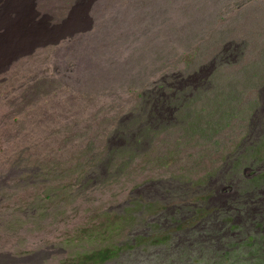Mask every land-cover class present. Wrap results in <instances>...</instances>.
Listing matches in <instances>:
<instances>
[{"label":"rangeland","instance_id":"obj_1","mask_svg":"<svg viewBox=\"0 0 264 264\" xmlns=\"http://www.w3.org/2000/svg\"><path fill=\"white\" fill-rule=\"evenodd\" d=\"M25 1L0 0V264H264V0Z\"/></svg>","mask_w":264,"mask_h":264},{"label":"trees","instance_id":"obj_2","mask_svg":"<svg viewBox=\"0 0 264 264\" xmlns=\"http://www.w3.org/2000/svg\"><path fill=\"white\" fill-rule=\"evenodd\" d=\"M218 135V134H217ZM182 165V164H181ZM182 170V168H181ZM185 171H189L187 168H185ZM191 174L190 173H185V177L187 178V176ZM120 251L119 248L117 247H105L103 249H99L95 252H93V254H91V256L86 257V263L88 264H104L107 261L112 260L114 257H116L118 255V252Z\"/></svg>","mask_w":264,"mask_h":264},{"label":"clouds","instance_id":"obj_3","mask_svg":"<svg viewBox=\"0 0 264 264\" xmlns=\"http://www.w3.org/2000/svg\"><path fill=\"white\" fill-rule=\"evenodd\" d=\"M260 156H261V158H264V150H263V152L260 154ZM183 159V158H182ZM185 159L184 160H181V164H182V166H184V164H185ZM191 163L193 164V160H192V162H189L188 164H186L185 166H187V167H189L190 169H191ZM198 162H195V164H197ZM190 169H188V170H190ZM190 172H192V169L190 170ZM214 172H215V168H213L212 170H211V172L207 175V176H210V175H213L214 174ZM207 176H205L204 178H207ZM204 178H202L199 182H201ZM126 215V214H125ZM114 217L116 218L117 216L116 215H114ZM126 223H127V220H126ZM109 229H111V230H113V224L111 225V224H109ZM113 247H117V248H119L120 249V251H121V246H119L118 244H116V245H113ZM119 251V252H120ZM119 252H118V254H119Z\"/></svg>","mask_w":264,"mask_h":264},{"label":"bare ground","instance_id":"obj_4","mask_svg":"<svg viewBox=\"0 0 264 264\" xmlns=\"http://www.w3.org/2000/svg\"><path fill=\"white\" fill-rule=\"evenodd\" d=\"M27 1V0H26ZM25 1V2H26ZM94 0H88L86 4H92ZM24 3V2H23ZM28 5V4H27ZM34 5V4H33ZM90 8V7H89Z\"/></svg>","mask_w":264,"mask_h":264}]
</instances>
